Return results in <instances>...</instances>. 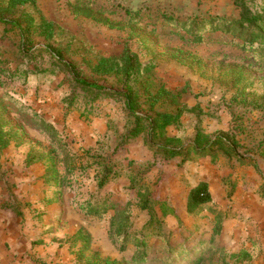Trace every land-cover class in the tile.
Returning a JSON list of instances; mask_svg holds the SVG:
<instances>
[{"label": "rangeland", "instance_id": "obj_1", "mask_svg": "<svg viewBox=\"0 0 264 264\" xmlns=\"http://www.w3.org/2000/svg\"><path fill=\"white\" fill-rule=\"evenodd\" d=\"M7 3L0 0V7ZM252 6L261 11L264 0ZM26 16L34 21L36 53L31 58L19 52L24 38L19 27L0 21V103L20 132L0 155V215L26 229L29 247L32 243L36 249L24 264H264V70L250 68L257 58L224 30L227 22L240 17L234 0H34L7 19L25 26ZM44 20L54 26L51 43L103 87L122 88L113 76H91L89 66L102 57H120L129 48L143 67H152V91L164 88L169 95L162 97H177V104L170 99L161 109H188L181 123L169 128L170 135L185 145L198 129L213 138L229 135L237 139L245 160L222 152L217 159L194 153L188 160L164 158L148 149L144 137L116 150L126 131L122 101L101 98L87 105L82 96L71 108L64 101L72 93L67 74L58 69L34 73V66L52 69L44 49L48 42L39 30ZM241 68L248 80L239 87L246 96L233 86L232 70ZM35 114L54 124L72 153L88 165L70 174L62 187L45 183L44 161L27 163L30 151L52 148L50 138L32 122ZM96 154L108 156L120 171L102 189L95 179ZM148 163L143 182L152 192L154 207L159 214L163 203L175 209L162 218L160 230L146 228L150 215L130 184L131 171ZM59 168L65 174L62 164ZM203 179L211 182L213 202L189 213V191ZM105 198L130 215L131 238L123 250L126 237L110 235L116 210L97 217L79 206L88 200L101 205ZM149 233V259L133 261L136 239ZM168 247L173 248L171 254Z\"/></svg>", "mask_w": 264, "mask_h": 264}, {"label": "trees", "instance_id": "obj_2", "mask_svg": "<svg viewBox=\"0 0 264 264\" xmlns=\"http://www.w3.org/2000/svg\"><path fill=\"white\" fill-rule=\"evenodd\" d=\"M32 2L34 0H8L5 7H0V21L7 25H12V28L15 29L19 27V30L22 31V35L24 36L19 52L24 57L30 58L36 53L33 50L35 47L32 34L34 32L33 18L26 16L25 26L21 20L10 21L7 18L13 15V11L19 6ZM255 2L256 0H234L235 6L240 10V17L227 22L224 25V30L232 34L234 38L241 40L243 50L252 55L253 58H257L256 62L250 63V68L259 66L261 70H264V8L261 11L255 10L252 6ZM39 30L41 32L40 35L43 34L48 42L44 49L50 55L52 69H41L40 67L34 66L33 71L36 74H40L58 69L69 76L72 93L64 99L68 107L72 108L82 96H86L82 98L89 100L86 102L87 105H93L101 98H112L123 102L127 120L125 125L126 131L120 136L119 144L115 148L116 150L118 146H122L139 137H144L145 145L148 149L155 155L164 158L183 156L185 160H188L191 157V153H194L200 156L214 155L217 159L219 152H222L225 156L235 158L237 161L242 162L245 160V157L238 152L237 139L229 135H217L213 138L205 134L201 129H198L194 140L187 145L184 144L182 138L170 135L169 128L178 126L188 109L180 107L179 105L175 110L169 108L161 109L170 99L173 104H177V97H162L169 93L164 88L158 89L157 94L152 91V82L150 79L152 67H143L138 56L129 48H126L120 57H102L95 64L89 66L91 76H113L117 79L122 88L120 91H116L90 81L85 77L81 67L65 58V50L63 48H57L51 43L54 36V26L52 23L45 20L42 21ZM198 40L202 41V37L199 36ZM245 59L247 60L249 58ZM2 72L3 74L6 73L5 70H2ZM232 73L235 78L233 86L238 87L239 93L246 96L245 89L239 87V84L247 82L248 80L245 76V69L232 70ZM1 82L0 79V84ZM244 85L246 86V84ZM244 102L248 103L246 97H244ZM5 112L6 110L0 103V155L20 135L19 129L11 125ZM32 122L51 141L52 148L48 152L37 153L32 150L27 157L28 165H32L38 161L45 162V183L62 187L67 184L70 174L88 168V165L84 163V159L72 153L67 141L62 137L60 131L54 124L37 114L34 115ZM92 159L95 160L94 164L97 169L95 179L99 189L104 188L112 180L120 176V171L117 169L116 164L108 156L105 157L101 154H96L92 156ZM60 164L63 165L65 174L61 173L59 168ZM150 165L148 163L135 169V171H131L129 175L130 184L132 189H137L140 207L150 215L146 228L152 226V228L160 230L163 224L162 218L170 214H175V209L163 203L160 206L162 213L159 214L156 207H154L152 192L147 184L143 182L145 175L150 170ZM212 202L213 197L209 184L201 181L189 191L187 210L189 213L195 214L201 211V209H205ZM79 206L86 215L97 217L103 216L110 208L116 210L111 220L110 235L113 239H119V237L124 235L126 239L122 244V250L127 247L128 238H131L128 233L131 223L127 210L118 209L108 198H105L104 203L101 205L88 200ZM150 236V233L147 235L144 234L136 239L135 244L137 250L132 257L133 261L143 263L149 259L151 253L148 238ZM85 243L88 245L89 239H85ZM172 251L173 248L168 247L166 252L171 254ZM105 264H116V262L106 260Z\"/></svg>", "mask_w": 264, "mask_h": 264}, {"label": "crops", "instance_id": "obj_3", "mask_svg": "<svg viewBox=\"0 0 264 264\" xmlns=\"http://www.w3.org/2000/svg\"><path fill=\"white\" fill-rule=\"evenodd\" d=\"M202 181L207 182V179H203ZM210 185L211 182L209 188ZM53 213H56L55 208L51 210L48 217L49 220L52 218ZM19 226L18 223L6 219L3 214L0 215V264H24L28 254L36 252V249H33L32 243H30L29 247L26 239V229Z\"/></svg>", "mask_w": 264, "mask_h": 264}]
</instances>
